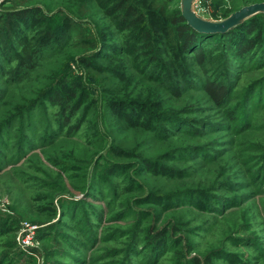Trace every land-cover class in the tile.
Returning <instances> with one entry per match:
<instances>
[{
    "label": "rangeland",
    "instance_id": "obj_1",
    "mask_svg": "<svg viewBox=\"0 0 264 264\" xmlns=\"http://www.w3.org/2000/svg\"><path fill=\"white\" fill-rule=\"evenodd\" d=\"M139 2L149 39L97 0H33L17 26L36 68L0 47V264H264V46L226 68L213 41L197 60ZM258 2L194 7L217 21Z\"/></svg>",
    "mask_w": 264,
    "mask_h": 264
},
{
    "label": "trees",
    "instance_id": "obj_2",
    "mask_svg": "<svg viewBox=\"0 0 264 264\" xmlns=\"http://www.w3.org/2000/svg\"><path fill=\"white\" fill-rule=\"evenodd\" d=\"M31 1L33 0H1L0 2L2 5L5 3L8 4V6L0 10V47H3V51L6 54H11L12 42L21 49V54L16 55L14 53L16 58L14 70L23 75H26L36 68V59L38 57V49L32 50V46L22 36L17 26L18 19L27 20L30 17H38V9L28 6ZM97 1L104 10L112 15L113 20L118 25L124 27L131 26L136 30V38L139 37V39H141L144 37L149 39V30L145 28V11L140 5L139 0ZM146 1L151 7L149 11L156 10L157 12L155 15L161 18L160 29L166 37V42L173 47H177L178 40L180 39L181 44L178 45L179 49L194 53L197 60H202L205 47H213V45L210 46L213 41H216L214 43L215 46L218 45V48L225 49L224 52L221 53V57L223 59V66L226 68L229 67L231 54L239 60L244 58L247 55L246 53L255 50L258 45L264 46V29L257 27L254 22L256 16H264L263 12L245 19L224 32L204 33L190 27L181 15L180 9L173 15H165L164 8L159 4L161 0ZM229 14L230 13L226 12L223 16L214 18V20L224 19ZM40 18L44 19L43 16H39V19ZM162 19L164 20L162 21ZM73 26L74 24H72L71 28ZM72 29L76 28L74 27ZM43 34L48 38H56V35H54L50 29L43 30ZM69 35V31H64L60 34V42L65 41L67 38L69 39ZM204 89H206L217 102H220L224 100L228 93V83L207 82L204 84ZM162 233V231H158L153 235L155 239H159L162 237ZM150 245L151 244H149V246ZM207 258L204 260L205 264L210 263ZM190 264H200V262L197 257H193Z\"/></svg>",
    "mask_w": 264,
    "mask_h": 264
},
{
    "label": "water",
    "instance_id": "obj_3",
    "mask_svg": "<svg viewBox=\"0 0 264 264\" xmlns=\"http://www.w3.org/2000/svg\"><path fill=\"white\" fill-rule=\"evenodd\" d=\"M194 4L195 0H180L181 15L190 27L204 33L224 32L257 13H264V2H258L242 6L224 19L212 21L200 17Z\"/></svg>",
    "mask_w": 264,
    "mask_h": 264
},
{
    "label": "built area",
    "instance_id": "obj_4",
    "mask_svg": "<svg viewBox=\"0 0 264 264\" xmlns=\"http://www.w3.org/2000/svg\"><path fill=\"white\" fill-rule=\"evenodd\" d=\"M24 228L27 229V234H26V238L24 239L25 243H29L32 241V234H33V227L28 226L26 223L23 224Z\"/></svg>",
    "mask_w": 264,
    "mask_h": 264
}]
</instances>
